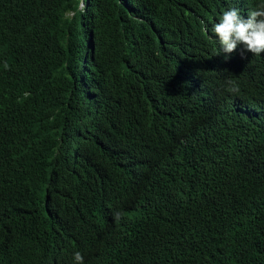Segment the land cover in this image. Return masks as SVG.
I'll use <instances>...</instances> for the list:
<instances>
[{
	"label": "trees",
	"instance_id": "obj_1",
	"mask_svg": "<svg viewBox=\"0 0 264 264\" xmlns=\"http://www.w3.org/2000/svg\"><path fill=\"white\" fill-rule=\"evenodd\" d=\"M209 1L0 0V264H264V53Z\"/></svg>",
	"mask_w": 264,
	"mask_h": 264
},
{
	"label": "clouds",
	"instance_id": "obj_2",
	"mask_svg": "<svg viewBox=\"0 0 264 264\" xmlns=\"http://www.w3.org/2000/svg\"><path fill=\"white\" fill-rule=\"evenodd\" d=\"M82 6L83 2L79 0L78 9ZM158 7L162 14L167 12V8L162 9L161 5ZM248 9L239 7L236 0H210L208 7L202 12L199 7L183 11L181 16L186 20L182 23L181 31L187 24L197 26L196 32L202 39L208 38L215 43L216 52L222 50L226 54H231L238 45H243L245 51L259 56L264 53V3L250 10L248 19H242L241 17L247 13ZM155 13L158 11L148 8L140 9L131 20L136 26H150L152 22L157 21ZM227 58L226 56L225 59ZM226 85L230 93L239 91L238 84L232 79H228ZM112 218L114 223L119 224L123 213L117 210L113 212ZM73 259L74 264H84V257L79 251L73 254Z\"/></svg>",
	"mask_w": 264,
	"mask_h": 264
}]
</instances>
